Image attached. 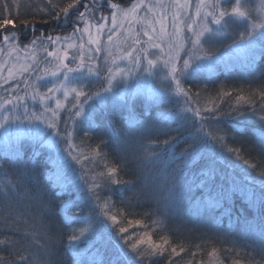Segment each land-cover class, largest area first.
I'll return each instance as SVG.
<instances>
[{
	"label": "snow or ice",
	"instance_id": "1",
	"mask_svg": "<svg viewBox=\"0 0 264 264\" xmlns=\"http://www.w3.org/2000/svg\"><path fill=\"white\" fill-rule=\"evenodd\" d=\"M0 3L9 7L6 0ZM13 4L18 8L19 0ZM36 12L45 14L44 23L50 18L72 30L34 35L23 46L15 33L0 36V90L10 93L0 94V154L12 169L0 164V264H57L61 236L50 221L48 192L25 159L28 149L33 156L48 152L47 162L55 169L49 179L55 176L58 195L73 187L88 206L81 215L83 208L77 211L73 201L60 202L72 264H141L169 249L170 256H180L184 246L171 244L164 229L185 204L193 219L222 222L227 216L230 226L240 225L238 238L251 243L233 240L232 250L249 255L246 248L252 247L261 257L255 264L264 262V84L248 91L222 85L215 95L206 93L203 102L199 89L193 93L186 86L214 76L221 66L230 72L241 61L253 69L250 77L256 71L264 76V0H196L194 10L192 0H130L127 6L113 0H44ZM10 23L4 19L0 27ZM129 81H134L131 87ZM140 97L144 106L138 114ZM227 97L232 100L226 103ZM165 98L175 99V108L153 117V108ZM62 112L67 113L63 122ZM233 114L241 125L237 133L250 128L256 139L238 142L232 136L240 146L228 144L221 125ZM97 127L108 139L101 136L86 151L77 134L88 136ZM189 128L194 129L190 142L177 154L179 141L171 133ZM102 146L112 147L119 164L108 162ZM129 156L138 171L135 180L120 175L127 174ZM98 162L103 170H95ZM129 191L132 196H125ZM237 196L247 207L233 221ZM145 204L154 207L137 213L136 206ZM219 209L223 212L215 217ZM77 221L84 226L72 228ZM216 255L214 248L210 256Z\"/></svg>",
	"mask_w": 264,
	"mask_h": 264
},
{
	"label": "trees",
	"instance_id": "2",
	"mask_svg": "<svg viewBox=\"0 0 264 264\" xmlns=\"http://www.w3.org/2000/svg\"><path fill=\"white\" fill-rule=\"evenodd\" d=\"M30 2V4L26 7V11L21 12L18 8L15 9V7L13 5V0L10 1V3L8 4L9 7L7 9L4 10L3 14H4V19H9L11 20L12 25L19 27V26H24V25H40L39 23H44V17L45 16L44 13H37L36 12V7L37 5H43L44 4V0H28ZM7 2V1H6ZM60 2H63V0H60ZM113 2H117L115 0H113ZM19 4H24V0H19ZM2 12V11H1ZM26 16L25 17V13ZM3 19V20H4ZM2 21V20H1ZM24 21H27V23H24ZM52 21V20H51ZM49 19H48V23H45V25L40 26L42 29V31H48V29L50 27H52V29H50L49 31H51L52 35H56V34H60L63 32L62 29H66L65 25L60 22H56L54 21V23L48 25ZM9 26V24L7 25H3L2 27H0V31L3 30V28L6 27V35H9L12 32H16V30L14 29H10L7 27ZM39 27V26H37ZM19 37L20 40L22 42L25 41H29L34 35L35 36H40L41 33L36 32L32 35H30L31 33H33L31 30L28 31V33L26 35H24V33L26 31H19ZM65 32V31H64ZM28 35H30L28 37ZM48 35V34H45ZM261 64H264V60L261 62ZM248 66H232V70H231V75H241L243 77V79L246 81V73L248 70ZM223 73V72H222ZM206 85H208L207 87L209 88H214L215 90L224 84L221 81V78L216 75L214 76H210L209 79L207 81L204 82ZM261 86V85H259ZM187 87H191L192 90H196L194 88V86L191 85V82H189L187 84ZM224 88L228 89L226 86H224ZM257 88V87H255ZM238 89V88H235ZM218 90V89H217ZM216 90V91H217ZM236 95V91H233V96ZM227 102L232 100V97H227L225 98ZM169 104H167L165 106V108L163 107H159L158 108V113L164 111L165 109H168ZM221 107H225V105H221ZM64 115L66 116L67 114L64 113ZM154 115V114H153ZM228 121L227 123H223L221 125V127L225 128L227 130L228 133V144L231 146H237L240 145L239 143L233 144V141L231 139L232 136H236L237 141H241V140H246V139H256V136L254 135L253 131L249 128V129H245L243 131H240L239 133H237V131L235 130V128H237V126L241 125L239 124V120L238 118L235 116V114H233L231 117L226 118ZM239 119H243V118H239ZM65 119L62 120V122ZM97 125H100L101 121L99 119L96 120ZM122 124V120L121 119H117L116 121V126L120 127ZM172 127H176V124H173ZM256 127H259V125H257ZM85 129H87V126H85ZM231 130V132H230ZM236 131V132H234ZM194 132V131H193ZM187 133V131H186ZM190 134L192 132H189ZM103 136V138L105 140L108 139V136L106 134H104L102 127H97L94 131H92L90 133V135H88L87 137H85L84 133L78 132L77 134V142H81L83 141V144H85L87 147L92 146L94 147L98 141L99 138ZM161 139V138H160ZM161 147H163V145H160ZM102 150L104 152L108 153V162L109 163H114V164H119V160H118V156L117 153H115L112 149L111 146H102ZM180 151H182V149L177 150V153H179ZM217 152H220V149L217 148ZM224 155L228 156V153H224ZM47 156H48V152L46 150L40 151V153L38 155L33 156L32 150L28 149L26 154H25V159L26 160H31L30 163V167L34 170L36 178L39 180L40 184L42 185L43 188H45L48 192V196L49 199L51 200L52 203V209H53V215L50 218L51 223L53 224L54 230H58L59 235L61 236V243L58 245L59 247V253L62 256V260L60 261V257H58L57 259V264H72V257H71V253L68 251V235H69V226L66 225L63 222V217H64V212L61 210V200H71L73 201L75 204H77L79 207L76 208L77 211H80L81 208H83V211L81 212V215H86L88 212V206L83 204L80 199H79V194L77 193V191L75 190V188L70 187L67 190L68 194H64V195H58V193L60 192V189L54 186V182H55V176H52V179H49V174H52L55 172V169L52 167L51 164H49L47 162ZM252 156V155H251ZM230 159H235V157H231L229 156ZM0 163L3 164L4 168H8L9 171H12L11 168H9V164L6 160H4L2 158V154H0ZM181 163L178 162L177 164ZM98 169L99 170H103V164L102 163H97ZM195 167V166H194ZM77 169H79V166H76ZM132 172V171H131ZM131 172L127 171V174H125V172L122 170L120 175L124 180H134L136 177H134V179L131 177ZM254 175L256 174L255 172L253 173ZM134 175V174H133ZM81 185L83 186L82 182ZM137 185H139V183H137ZM114 188L117 186H113ZM123 187V186H121ZM99 191V190H98ZM106 192H101V195L104 196ZM125 196H132V192H126L124 194ZM197 195H199V193H197ZM113 200L115 201L116 204V211L117 214L119 215V209L121 208L120 205V196L118 194L113 196ZM133 203L135 204V201H133ZM227 207V205H225ZM241 207H247L246 204H244L241 200V198L239 196H237L235 198V205L233 207V216H232V220L235 221L236 220V211L241 208ZM147 208H149V205L146 204L143 207L141 206H136V212L140 213L145 211ZM32 212H35V208L31 209ZM223 212V209H219L214 213L215 217H219L221 216V213ZM71 211L68 212V215H71ZM180 215H182V219L185 220H190V221H195V223H197L194 226H191L189 229L188 228H184L181 226H174L171 227L172 229H175L178 231L179 234V240H175L170 233L168 232V228L164 229V231L167 233V235L170 238L171 244H182L185 248V251H183L180 256H170V249L168 251L165 252V255L162 257H152L151 259H145L143 262H141V264H167V260L170 258L172 260V264H221V261L223 262V264H232L233 260H240L241 264H255V262L257 261H261V258L257 255H254L252 252V247H247L246 251L249 253V255H244L241 254L240 256H237L235 254V252L232 250V241L233 240H237L234 232H236V230L239 228L237 227V224H233L232 226H230L229 224V218L227 216L223 217L222 222L216 219H211V220H206L205 222H202L200 220H196L193 219L188 212V206L187 204L185 205V207L182 209ZM179 216H177L178 218ZM132 217H125V219H131ZM139 218V217H137ZM151 217H148L145 220V223H150ZM215 224V227L217 228L216 230H213V226ZM212 226V227H208V228H203V226ZM84 226V222L83 221H77L75 223H73L71 225L72 228H80ZM23 227V225H22ZM137 230H143V227L141 226L139 229L134 227L131 228L130 231H137ZM6 234H10V233H6ZM126 235V234H125ZM152 236L153 239H159L160 236V232L159 230L157 231H153L152 232ZM42 243H44L43 240H41ZM193 242H198L197 245H192ZM199 242H201L199 244ZM251 241H245L243 239H239V244L241 245H245V244H250ZM199 246V247H197ZM217 250V255L216 256H210V253L213 249ZM32 251H36L39 252L41 255L43 254V249H40L38 246H33ZM179 251V248H178ZM195 252L196 255L193 256L192 253ZM254 258V259H253ZM261 264H264L263 262H261Z\"/></svg>",
	"mask_w": 264,
	"mask_h": 264
},
{
	"label": "bare ground",
	"instance_id": "3",
	"mask_svg": "<svg viewBox=\"0 0 264 264\" xmlns=\"http://www.w3.org/2000/svg\"><path fill=\"white\" fill-rule=\"evenodd\" d=\"M7 1V3L9 4L10 3V1L11 0H6ZM115 1H117L118 3H121L123 6H125V5H127V0H115ZM26 4L24 3V4H19V7H18V9L21 11V12H23V11H26V7L27 6H25ZM14 7H15V9H17V7H16V5H13ZM6 8H4L3 7V4L2 3H0V21L1 20H3L4 18V14H3V12H4V10H5ZM2 11V12H1ZM25 13V12H24ZM40 14V13H39ZM25 17H27L26 16V13H25V15H24ZM42 17H44V18H46L45 16H42ZM49 19V24L48 25H50V24H52V23H54V21L52 20L51 21V19L50 18H48ZM40 25H24V26H19V27H16V26H14V25H12V24H9V26L7 27V29L8 28H10V29H14V30H16V31H26L25 33H24V35H26L27 33H28V31L29 30H31L33 33H31L30 35H32V34H34L35 33V31L36 32H39V33H44V34H51V31H49L50 29H52V27H50L49 29H48V31L46 30V31H42V29H40L41 27L40 26H43V25H45V23H39ZM37 26H39V27H37ZM3 31L5 32H1L0 31V36H2V35H6V30L5 29H3ZM20 33V32H19ZM30 35H28V37L30 36ZM261 64V63H260ZM261 66H264V64H261ZM232 70V69H231ZM253 69H251L250 67L248 68V70H247V72L248 73H246V81L243 79V77L241 76V75H234V74H230L231 73V71L229 72V71H226L223 67H221L219 70H218V72L215 74L216 76H218L219 75V77L221 78V81H222V83L224 84V86H226L228 89H235V88H238V89H244L245 91H248L250 88L251 89H255V87H259V85H262V84H264V76H261L260 75V73L258 72L257 74H255V76H252V77H250L249 76V74H250V72L252 71ZM223 72V73H222ZM209 77L210 76H206V77H201V78H197L196 80H194V81H192L191 82V85L192 86H194V88L196 89V90H192L193 91V93L195 92V91H197L198 89L201 91V101L203 102V98H204V96H205V94L207 93V94H211V95H215L216 94V90L217 89H220V87H218L216 90L214 89V88H209V87H207L208 85H206L204 82L205 81H207L208 79H209ZM191 88V87H190ZM192 89V88H191ZM180 100H181V102L183 101V98L181 97L180 98ZM171 102H173V103H175V99H173ZM171 102H169L168 100H166V101H164L161 105H160V107H163V108H165V106L168 104V103H171ZM226 103H227V101H226ZM143 106H144V100H137V113L139 114V113H141L142 111H143ZM158 113V110L156 109V108H153V110H152V112H151V115L153 116V117H156L155 115H153L154 113ZM124 115H127V113H124ZM140 118L141 119H143V116L141 115L140 116ZM227 119L225 118V123H227ZM173 128H175V127H173ZM240 128V126H237V128H235V130H237V129H239ZM186 131H187V133H186ZM194 131V129H181V131L179 132V133H177V132H173V133H171V135L172 136H176L177 137V140L179 141V142H176V147H175V152L177 153V150H179V149H184L185 147H187V143L188 142H190V133L189 132H193ZM230 132H231V130H230ZM234 132H236V131H234ZM160 138L161 139H166L167 137L166 136H163V135H161L160 136ZM237 146H240V145H237ZM247 145H245V147H246ZM157 147H161L160 145H157ZM164 147V146H163ZM181 152V151H180ZM179 152V153H180ZM179 153H177V154H179ZM251 155L252 156H256L257 154L255 153V152H253V153H251ZM117 156H118V154H117ZM118 160H119V156H118ZM130 161V160H129ZM178 162H180V160H177L176 161V163H178ZM255 162V161H254ZM0 164H2V163H0ZM90 167H93V165H90ZM95 170H97V171H100L99 169H98V166H97V163L95 164ZM125 167L128 169V171H132L131 172V177L134 179V177L133 176H135L136 177V175L138 174V171H137V169L135 168V165H134V163H132V162H129V163H127L126 165H125ZM134 174V175H133ZM135 180V179H134ZM139 187H140V185H137V189H139ZM107 193H105V195H106ZM146 205V204H145ZM149 205V207H154V205H150V204H148ZM186 205V204H185ZM185 205H184V207H185ZM183 207V208H184ZM246 211V207H241V208H239L237 211H236V217L237 216H240L242 213H244ZM179 217L177 218H175V219H172V220H170L169 221V223H168V226H167V228H168V232L170 233V235L175 239V240H179L178 238H179V234H178V231L177 230H175V229H172L171 227H174V226H181V227H184V228H190L191 226H194V225H196L197 223H195V221H190V220H183L182 219V215H178ZM249 217L251 218V216H250V214H249ZM205 222V221H204ZM208 227H212V226H209V225H207V226H203V228H208ZM237 227H239L237 230H236V232H234V234H235V236H236V238L237 239H239L238 238V233H239V230H240V225H238L237 224ZM213 230H216L217 228L215 227V224H214V226H213ZM60 243H61V241H60ZM59 243V244H60ZM201 242H199V244H200ZM198 244V242H193V244L192 245H197ZM253 247H255V245H253ZM257 251H258V249H257ZM251 253H253V251L251 252ZM254 255H257V256H259L260 257V255H258V254H256V253H253ZM58 257H60V261L62 260V256H61V254L59 253V255H58ZM261 258V257H260ZM264 263V262H263Z\"/></svg>",
	"mask_w": 264,
	"mask_h": 264
},
{
	"label": "rangeland",
	"instance_id": "4",
	"mask_svg": "<svg viewBox=\"0 0 264 264\" xmlns=\"http://www.w3.org/2000/svg\"><path fill=\"white\" fill-rule=\"evenodd\" d=\"M127 1H128V2H127V5H128V3L130 2V0H127ZM24 3L26 4L25 6H28V5L30 4V2H29L28 0H24ZM192 3H193V10H194L195 4H196V0H192ZM127 5H125V6H127ZM103 14H104V15H109L110 13H109L108 11H105ZM65 27H66V29H64L63 31H67V32H63V33L56 34V35H65V34H67L68 32H70V31L72 30L71 25H67V26H65ZM3 29L6 30V27L3 28ZM93 31H94V30H93ZM106 31H107V30H106ZM1 32L3 33L4 31L2 30ZM4 33H5V32H4ZM13 33H15V34H17V35L19 36V31L12 32V33H10L9 35H11V34H13ZM4 35H5V34H4ZM45 36H46V35H45ZM85 39H86V37H85ZM144 39H146V38H144ZM19 43H20L21 46H23L24 44H27L28 41L22 42V41L20 40V37H19ZM141 46H143V45H141ZM153 51H156V50H153ZM41 55H43L42 52H41ZM181 55H183V54H181ZM262 61H263V60H261L260 63H261ZM121 63H122V64H125L126 62H121ZM241 63H243L244 65H246L243 61H241V62H236V63H234L233 65H237V66H239ZM252 71H253V70H252ZM252 71H251V72H252ZM258 72H259V71H256L255 74H257ZM4 74L7 75V69L4 70ZM249 76H250V75H249ZM14 83H15V81L11 82L9 85H5V87H6V88H10ZM133 83H134V81H129V87H131ZM159 83H160L159 81H156L157 86H159ZM0 94L9 95L10 93H3V90H0ZM137 100H144V98H143V97H140V98H138ZM166 100H167V98H165L164 101H166ZM53 106H54V105H53ZM64 113H66V112H62V113L60 114L61 122H62L63 119H67V115L65 116ZM66 114H67V113H66ZM85 137H87V136H85ZM77 143H80V142L78 141ZM83 146L85 147V150L87 151V150H88V147H87L85 144H83ZM41 151H43V150H41ZM129 160H130V162H131V156H129ZM72 163H73V166H74V167L79 166V165H76L75 162H72ZM85 163L87 164L88 162L85 161ZM89 167H90V165H89Z\"/></svg>",
	"mask_w": 264,
	"mask_h": 264
}]
</instances>
